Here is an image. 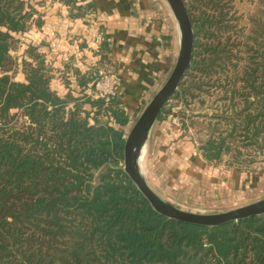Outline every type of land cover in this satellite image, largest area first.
Returning <instances> with one entry per match:
<instances>
[{
    "label": "trees",
    "instance_id": "trees-1",
    "mask_svg": "<svg viewBox=\"0 0 264 264\" xmlns=\"http://www.w3.org/2000/svg\"><path fill=\"white\" fill-rule=\"evenodd\" d=\"M184 2L193 57L170 102L191 110L215 97L200 154L215 164L234 153L251 169L264 155V0L252 27L232 25L227 0ZM37 5L0 0V264H264V215L204 227L153 209L124 171L126 110L89 94L105 65L71 79L32 43L15 79L16 35L45 24ZM61 74L64 94L52 86Z\"/></svg>",
    "mask_w": 264,
    "mask_h": 264
},
{
    "label": "rangeland",
    "instance_id": "rangeland-1",
    "mask_svg": "<svg viewBox=\"0 0 264 264\" xmlns=\"http://www.w3.org/2000/svg\"><path fill=\"white\" fill-rule=\"evenodd\" d=\"M115 1L120 4L117 8L118 11H121L120 15L125 20V25L129 26V28H127L128 26L124 27L126 28L123 30L124 33H132L133 37L131 36V38L138 40V36L148 31L146 37L149 39V45L151 43L152 47L154 46L153 50L150 51L151 53L155 52L159 72L165 67L163 75L158 79L157 86H155L156 90L151 95V100L168 80L179 56L180 37L176 19L166 0ZM261 1L227 0V7L231 10L230 18L233 19L232 25L236 24L237 26L238 23V26L241 27L245 25L252 27L254 21L259 17L261 18L263 9ZM74 2H77V5L82 9L74 8V10H71L73 7L71 8L69 5ZM50 3L61 5L60 8H64L68 20L73 24L77 22L81 24L84 21V24L89 27H100L98 32L95 30L94 34L97 37L95 39L98 46H101L100 43L104 39L107 40V34L104 30L108 29V25L106 23L103 26L99 25L101 22L98 21L99 12L94 0H40V5H37V7H40L39 10L42 11V8L46 5L49 7ZM41 15L43 14L41 13ZM72 28L73 25L69 30ZM89 33L93 34V32ZM34 35H39V31L35 27L16 35V41L10 51L11 65L13 71L16 72L15 79L17 81L25 79L21 62L23 57H26L25 51L28 45L34 41ZM68 36L73 37L72 34H68ZM82 37L76 35L72 40L79 43ZM59 38L58 35L57 39ZM85 44L81 41L80 48H86ZM92 46L94 45L92 44ZM148 49H150V46H148ZM54 50L57 51V47ZM173 52L175 56L172 58ZM56 54L59 56L63 53L59 51ZM66 57V59L58 57L59 60H57L54 55H51L48 61L52 62L56 69H68L67 76L71 79L73 76L72 69H84L85 66L92 68V64L88 62L89 65L85 61L90 60L86 55L82 57L75 53ZM170 58L171 62L168 63ZM104 64L103 62H97L95 68L100 65L104 66ZM17 65H20V67H17ZM105 70L116 72L109 66H105ZM62 77H64L63 74L57 75L52 82V86L54 89L57 88L58 92L64 94L66 83ZM75 96L78 97L79 94L77 93ZM216 101L215 97H208L205 105L196 102L191 110H187L177 101L170 102L169 100L168 109H171L172 113L168 114L165 119L157 121L151 133L149 145L141 155L140 165L143 167L142 171H144L145 179L151 189L163 200L186 212L218 214L264 199V155L257 154L256 161L250 165L251 169H245L238 166L239 164L234 161V153L225 155L222 161L215 164L207 163L200 154V143L205 141L209 134V120L217 106L220 105ZM86 108L90 109V107ZM143 110V107H141V109L135 111L133 118H129V124L123 129L126 137ZM195 157H199L206 162V169L196 168ZM179 161L182 162L179 163ZM98 176L99 173L96 174L97 178Z\"/></svg>",
    "mask_w": 264,
    "mask_h": 264
},
{
    "label": "crops",
    "instance_id": "crops-1",
    "mask_svg": "<svg viewBox=\"0 0 264 264\" xmlns=\"http://www.w3.org/2000/svg\"><path fill=\"white\" fill-rule=\"evenodd\" d=\"M94 1L98 7L99 13L97 17L98 21L101 22L99 25L103 26L105 23L108 25V29L104 30V32L107 34V40L111 49L110 52L98 53L99 46L96 43L97 37L94 34L95 30L98 32L100 27H89L84 24V21L81 24L78 22L73 24L68 20L64 8L62 7L61 9V5L52 3H50L49 7L47 3L46 7L42 8V11L40 10L44 15L45 24L42 30L39 31V35H34V41L32 43L38 46L39 50L46 54L48 59H50L51 55H54V58H56L55 56H58L56 53L59 51L63 54L58 57L63 59H66L68 55L76 53V55H81L82 57L83 55L88 56L90 60L85 61L92 64V67L97 62H103L105 66H109L118 72L122 78L119 99L122 107L131 119L135 115V111L141 109V107L144 109L150 101L151 95L156 90L155 86H157L158 79L163 75L165 67L159 72L155 52L153 51L151 53L150 51L153 50L154 46L152 47L151 43L149 45V39L146 37L148 31L138 36V40L131 38V36L133 37L132 33H130L131 35L126 32L124 33L123 30L126 29L124 27L128 25H125V20L120 15L121 11H118L119 9L117 7L120 6L118 2L115 0ZM72 25L73 28L69 30ZM89 32H93V34ZM68 34H72L73 37L68 36ZM58 35L60 37L59 39H57ZM76 35L83 36L80 42L86 43V48L81 49L80 42L77 43L72 40ZM148 46H150V49H148ZM56 47L57 51L54 50ZM173 56H175L174 52L172 53V58ZM58 57L56 58L57 60H59ZM56 59L55 61L57 62ZM169 62H171V58L168 60ZM89 68L85 66L81 70L84 72ZM195 159L194 163L196 168L206 169V162L203 159L199 157H195Z\"/></svg>",
    "mask_w": 264,
    "mask_h": 264
},
{
    "label": "water",
    "instance_id": "water-1",
    "mask_svg": "<svg viewBox=\"0 0 264 264\" xmlns=\"http://www.w3.org/2000/svg\"><path fill=\"white\" fill-rule=\"evenodd\" d=\"M166 1L178 25L180 37L179 56L168 80L148 102L126 137L124 171L147 198L153 209L169 219L204 227H218L230 222L264 215V199L218 214L186 212L163 200L151 189L145 179V173L140 166L142 152L149 145L151 133L165 105L177 92L190 69L194 49V29L184 0Z\"/></svg>",
    "mask_w": 264,
    "mask_h": 264
},
{
    "label": "built area",
    "instance_id": "built-area-1",
    "mask_svg": "<svg viewBox=\"0 0 264 264\" xmlns=\"http://www.w3.org/2000/svg\"><path fill=\"white\" fill-rule=\"evenodd\" d=\"M121 86L122 78L118 72L101 69L97 71V77L91 84L89 94L93 99L105 101L109 105L113 100L120 101Z\"/></svg>",
    "mask_w": 264,
    "mask_h": 264
},
{
    "label": "bare ground",
    "instance_id": "bare-ground-1",
    "mask_svg": "<svg viewBox=\"0 0 264 264\" xmlns=\"http://www.w3.org/2000/svg\"><path fill=\"white\" fill-rule=\"evenodd\" d=\"M144 151V150H143ZM143 153V152H142ZM144 159V158H143ZM141 166V168H142V170H143V167H142V165H140Z\"/></svg>",
    "mask_w": 264,
    "mask_h": 264
}]
</instances>
